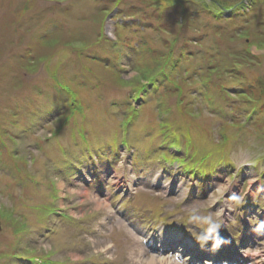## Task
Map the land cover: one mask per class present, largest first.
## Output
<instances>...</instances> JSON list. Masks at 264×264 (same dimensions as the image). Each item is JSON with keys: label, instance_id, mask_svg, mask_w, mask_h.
Here are the masks:
<instances>
[{"label": "rangeland", "instance_id": "obj_1", "mask_svg": "<svg viewBox=\"0 0 264 264\" xmlns=\"http://www.w3.org/2000/svg\"><path fill=\"white\" fill-rule=\"evenodd\" d=\"M260 3L236 5L230 17H238L223 22L228 14L212 0H0V264L118 262L123 246L119 264H139L141 245L124 242L133 237L127 214L161 206L200 236L190 240L197 250L180 245L179 262L203 264L198 252L218 245L211 232L207 249L204 229L240 227L233 219L242 196V221L263 215L264 102L243 107L234 88L242 78L264 83V57L226 82L218 66L210 73L220 79L203 81L206 71L186 72L162 47L173 39L205 53L221 34L211 35L213 25L237 34L252 8L251 21L261 20ZM261 86L252 92L263 99ZM232 178L231 219L222 218ZM177 180L180 192L165 194ZM241 241L231 238L232 248L242 244L249 264H264L253 258L262 257L264 237Z\"/></svg>", "mask_w": 264, "mask_h": 264}, {"label": "bare ground", "instance_id": "obj_2", "mask_svg": "<svg viewBox=\"0 0 264 264\" xmlns=\"http://www.w3.org/2000/svg\"><path fill=\"white\" fill-rule=\"evenodd\" d=\"M212 1H213V3L217 4L218 6H222V5L226 6L225 11L219 9L220 11H223L224 13L228 14L226 17L221 16L220 21L223 19V22H226V18H228V19L232 18L233 19L235 17H238V12H234L233 15L230 17L231 10H233L236 7V5L242 4V5H240L241 7H246L249 5V3L251 4L252 2H254V0H232V4L231 3L227 4V2H231V0H228V1H226V0H212ZM235 1L236 2L239 1V2L236 3ZM258 8H259L258 10H261V11H259V12H261L259 14L261 17V20H259L260 23L258 22V24H257L256 21H251L253 12L257 13L256 9L252 8V10H253L252 15H250L249 20H245V21L241 22L243 27H240V28H245L249 32H251V30L254 31L255 29H258V28H263V30L260 33L262 35H264V3L258 4ZM219 25L222 27L225 26L221 22L219 23ZM174 29L178 30L177 27H175ZM160 32L165 33V34L169 33L167 31V29L160 30ZM226 38L229 39L228 37H226ZM217 40L219 41V39H217ZM190 41L191 40L185 38V43H188ZM237 44L238 43H235V42H231V41L225 42L222 40L220 45H209L208 50L205 53L193 52V50H191L187 47L182 48L179 41L173 40V39L171 41V44H169V45L162 44V47L165 50H167V52H168L165 54V56L169 60L171 59V60H174L175 62H179L181 67L186 72L195 71V70L206 71V74L208 76H205V78H201V79L203 81H207V80H219L220 79L219 77H213L212 73H210V72L216 71L214 68H211L210 64H214L216 66L228 67L229 69H231L232 62H234L235 60L238 62H241L244 58L250 59L253 51H254V53H253L254 60L257 61V60H260L262 56L264 57V40L261 42L262 46H259L261 44L257 45L258 43L254 44V42H246L242 46L241 45L237 46ZM173 45L176 46V49L172 50L171 47ZM149 53H155V51H150ZM162 60L164 61V59H162ZM147 70H149V69H147ZM153 70H154V68L152 69V71ZM161 72H162V70H161ZM152 74H154V72H152ZM230 74H231V72L228 75H230ZM148 80H152V76L150 78H148ZM225 80H226L225 75L221 76V82H224ZM169 83L176 84L177 78L170 80ZM208 85H209V83L207 84V87H208ZM261 85L264 86V83H261ZM261 85L249 86L248 89L251 92L254 89H255V91L262 92V86ZM177 87L178 86L173 87L175 91H177V89H178ZM211 87H214V86L211 85ZM168 88H172V87H168ZM241 89L242 90L246 89V85L242 86ZM68 100L71 101V99H68ZM74 109H76V108H71V110H74ZM262 112H264V109L262 110ZM119 172L121 173V171H119ZM118 174H117V176H118ZM129 177L132 178L131 176H129ZM97 179H99V178H97ZM177 182H178V180L172 181L167 186L165 184L166 188L164 189V191L167 192L168 188L173 186L174 189L177 188V190L180 192L181 187L179 184L177 185ZM231 182H235V184H233L232 186L229 185V187H228V191H227L228 197L224 202V204H226V205H224L221 209L218 210V213L220 216H222V218L228 217L231 219L232 208L230 207V205L228 203L230 200H232L231 198L235 194L234 190L237 186L236 180L234 178H232ZM255 183H256L255 179H251L249 182L248 190H249V195L251 197H253L252 192L255 189V186H254ZM132 184H133V180L130 179V185H132ZM251 184H252V186H251ZM217 189L219 191H221V187H218ZM201 190L204 192H207L208 188H207V186H202ZM202 191H200V193H202ZM85 193H87V192H85ZM262 193L264 194V188L262 189ZM229 198H230V200H229ZM243 199H244V197L242 196V198L239 199V202L238 203L236 202L238 204V207L240 208V210L242 212L240 214L236 215L235 218L233 219V221H234L233 224L236 226L237 225L239 226V223H240V227L237 226L238 228H236V230L232 231V232H231V230L228 231L227 229L222 227L219 231H217L213 234L214 237H217L218 248L220 249V251H223L226 248V244L230 245V243L228 241H230L231 238L236 236V238L238 239L239 235L246 234L248 232V230H246V226H249L250 228H252L253 225L255 224V222H257V220L260 221V227L258 226L260 229L259 233L262 234L264 232V213H263V215H260V214L257 215L256 212L254 211L253 216H252L254 218L253 220H250V218H246L242 221V216H240V215L244 212L243 211L244 210ZM221 200H222V198H219V201H221ZM93 201L97 206H101L104 204L103 205L104 207L110 208V205H108L106 202L102 203L99 196L94 195ZM248 207H250V206L248 205L246 208H248ZM163 219L164 218H162V216L155 214L154 220L151 221V217H149L148 222L149 223H158V222H161ZM181 228L183 230L188 229L190 232L195 230L193 227L188 226L186 223H182ZM129 230L131 231V233H133L134 236H135V234H137L136 232L144 233L141 229L133 228L130 226H129ZM152 233L153 232L150 230V235H152ZM206 234H207V231L205 230V232H204L205 241L204 242H206V244H208L210 247H212V245L210 243V237H206ZM151 237L152 238H149V240L155 241L158 244V246H160L162 244H164V245L167 244L168 245L167 252L159 251L158 248H156V249L152 250L149 254H147L146 249H144V247H143V244L136 238L137 242L141 243V247H140L141 250L139 252L140 257L138 258L139 264H181L179 262L180 256H177V254L176 255H170V254L168 255L169 252H172L173 247L177 243V239H176L174 234H168L167 232H164V233L158 234L157 236H151ZM231 255H233V256L238 255V253L235 251V253H233ZM75 256H77V255H75ZM261 256H262L261 259L264 260V253H261ZM243 262L244 261L241 259L238 260V264H243ZM205 264H231V257L226 258L225 253H223L219 257H215L214 261H212V262L206 261Z\"/></svg>", "mask_w": 264, "mask_h": 264}, {"label": "trees", "instance_id": "obj_3", "mask_svg": "<svg viewBox=\"0 0 264 264\" xmlns=\"http://www.w3.org/2000/svg\"><path fill=\"white\" fill-rule=\"evenodd\" d=\"M256 22L258 24L259 21L257 20ZM217 31H219L221 33L220 36H219V38H218L219 41L216 40L211 45H220L221 44V41L223 40L225 42L231 41V42L239 43L242 46V45H244L246 43L243 40L246 39L247 36H249L247 38L250 40V42H252L253 39L255 40V38H256V34L253 33L252 30H251V32H249L245 28L242 31H240V32H236L241 37L238 36L237 34H231L232 32L231 33L226 32L224 27L220 26L219 24H215V26L213 25V32H212L211 35L216 36L218 34ZM221 35H224V37L228 36L229 39H225V38L221 37ZM232 35H235V38L234 37H231ZM250 35L253 38H251ZM252 59H253L252 57L250 59H245L244 58L241 62H238V61L235 60L234 62H232L231 68L232 69H235L238 66H242L243 64H248L249 62L252 61ZM218 67H219V70L223 73V75H228L231 72V69H229L228 67H223V66H218ZM213 68L216 70L217 66L216 67H213ZM245 85H246V89L242 90L241 87L242 86H245ZM237 87H238V92L240 93V96H241V98L243 100V106L249 105L250 103H254V105H256L257 102L260 100V97L259 96H254L253 92H251L248 89L249 84L246 81L244 83H242V84H238ZM249 99L252 102H250ZM251 111H254V108H251Z\"/></svg>", "mask_w": 264, "mask_h": 264}]
</instances>
